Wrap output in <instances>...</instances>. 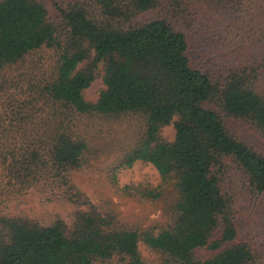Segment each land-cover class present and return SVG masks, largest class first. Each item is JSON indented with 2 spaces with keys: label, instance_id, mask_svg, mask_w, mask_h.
I'll return each mask as SVG.
<instances>
[{
  "label": "trees",
  "instance_id": "16d2710c",
  "mask_svg": "<svg viewBox=\"0 0 264 264\" xmlns=\"http://www.w3.org/2000/svg\"><path fill=\"white\" fill-rule=\"evenodd\" d=\"M190 2L253 11L226 32L248 30L243 61L200 66L180 27ZM261 47L264 0H0V189L75 207L71 223L0 213V264H147L141 245L154 264H264V245L238 226L242 202L264 199V152L230 128L264 142ZM100 74L104 89L88 101ZM103 161L118 196L161 204L165 221L144 227L73 185L72 172ZM138 162L159 185L120 186Z\"/></svg>",
  "mask_w": 264,
  "mask_h": 264
},
{
  "label": "rangeland",
  "instance_id": "374dc122",
  "mask_svg": "<svg viewBox=\"0 0 264 264\" xmlns=\"http://www.w3.org/2000/svg\"><path fill=\"white\" fill-rule=\"evenodd\" d=\"M257 6L262 0H254ZM184 16L181 28H184L192 40V48L200 66L206 71L213 73L225 72L231 65L246 58V49L242 40L248 30H241L242 22H248L251 15L247 17V12L238 14H226L224 11L215 12L206 7L194 6ZM245 9H249L246 7ZM237 21L236 29L231 37L226 35L230 31L228 27ZM252 39V38H251ZM240 43V44H239ZM258 55H264V47L258 49ZM103 74H100L95 82L85 91L88 101L98 100L101 91L104 89ZM4 97H0V112L4 110ZM230 128L244 141L251 143L264 152V142L257 139L256 135L248 130L246 126L232 123ZM163 136L168 141L175 138V129L168 126L163 129ZM107 160V159H106ZM105 160V161H106ZM105 161L94 163L91 167H86L71 174V182L94 204H101L105 201H112L120 210L123 217L129 221H139L144 227L165 221V216L161 204L140 203L127 197L118 196L110 187L107 178ZM144 179H149L153 186L161 182L158 171L152 165L136 163L132 168L119 173V184L125 186L131 183H139ZM254 199H245L241 204L240 218L238 226L245 239H251L258 243V247L264 245V199L257 207ZM75 207L68 202L50 200L39 190H32L23 196L14 197L6 189H0V213L8 216H28L42 222H50L61 218L71 223ZM143 257L147 264H154V255L141 245ZM213 255L209 251H199L200 259H207Z\"/></svg>",
  "mask_w": 264,
  "mask_h": 264
}]
</instances>
